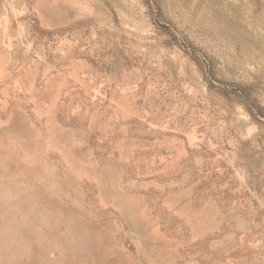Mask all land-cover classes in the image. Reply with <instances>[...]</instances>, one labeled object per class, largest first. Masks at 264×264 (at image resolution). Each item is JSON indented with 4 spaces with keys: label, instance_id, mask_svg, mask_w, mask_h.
Masks as SVG:
<instances>
[{
    "label": "rangeland",
    "instance_id": "1",
    "mask_svg": "<svg viewBox=\"0 0 264 264\" xmlns=\"http://www.w3.org/2000/svg\"><path fill=\"white\" fill-rule=\"evenodd\" d=\"M0 264H264V0H0Z\"/></svg>",
    "mask_w": 264,
    "mask_h": 264
},
{
    "label": "trees",
    "instance_id": "2",
    "mask_svg": "<svg viewBox=\"0 0 264 264\" xmlns=\"http://www.w3.org/2000/svg\"><path fill=\"white\" fill-rule=\"evenodd\" d=\"M210 72H211V73L213 72L212 69H210ZM231 92H232L233 94H235L236 96H239V97H241V96H243V97H247L246 89H245L244 87H242V86H241V87L239 86L237 89H233ZM248 103H249V105L251 106V109H249V112H251V114L254 113L255 108L257 109V111H258L260 114H263V113H261V111H260V107L257 106L256 103L253 102L251 99L248 100ZM254 106H255V107H254Z\"/></svg>",
    "mask_w": 264,
    "mask_h": 264
}]
</instances>
